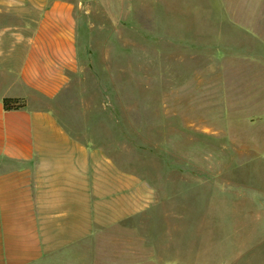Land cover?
Listing matches in <instances>:
<instances>
[{
    "label": "rangeland",
    "instance_id": "rangeland-1",
    "mask_svg": "<svg viewBox=\"0 0 264 264\" xmlns=\"http://www.w3.org/2000/svg\"><path fill=\"white\" fill-rule=\"evenodd\" d=\"M78 1L85 70L60 118L117 121L121 166L193 192L210 263L264 264V0Z\"/></svg>",
    "mask_w": 264,
    "mask_h": 264
},
{
    "label": "crops",
    "instance_id": "crops-1",
    "mask_svg": "<svg viewBox=\"0 0 264 264\" xmlns=\"http://www.w3.org/2000/svg\"><path fill=\"white\" fill-rule=\"evenodd\" d=\"M78 8L0 0V264H212L214 252L222 260L198 219L184 224L181 196L191 189L169 192L160 181L158 190L119 164L117 121L60 118L59 102L80 93L85 70ZM3 98L25 106L4 111Z\"/></svg>",
    "mask_w": 264,
    "mask_h": 264
},
{
    "label": "trees",
    "instance_id": "trees-1",
    "mask_svg": "<svg viewBox=\"0 0 264 264\" xmlns=\"http://www.w3.org/2000/svg\"><path fill=\"white\" fill-rule=\"evenodd\" d=\"M1 103L4 111L19 110L25 106L23 99L3 98Z\"/></svg>",
    "mask_w": 264,
    "mask_h": 264
}]
</instances>
